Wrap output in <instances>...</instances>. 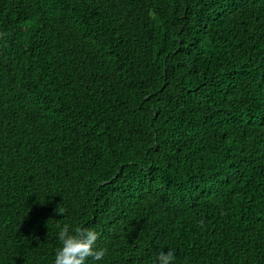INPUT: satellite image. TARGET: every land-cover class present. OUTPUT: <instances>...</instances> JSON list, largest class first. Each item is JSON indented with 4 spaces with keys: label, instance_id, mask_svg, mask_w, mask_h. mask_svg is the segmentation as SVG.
Masks as SVG:
<instances>
[{
    "label": "trees",
    "instance_id": "1",
    "mask_svg": "<svg viewBox=\"0 0 264 264\" xmlns=\"http://www.w3.org/2000/svg\"><path fill=\"white\" fill-rule=\"evenodd\" d=\"M66 225L264 264V0H0V264Z\"/></svg>",
    "mask_w": 264,
    "mask_h": 264
},
{
    "label": "clouds",
    "instance_id": "2",
    "mask_svg": "<svg viewBox=\"0 0 264 264\" xmlns=\"http://www.w3.org/2000/svg\"><path fill=\"white\" fill-rule=\"evenodd\" d=\"M60 247L56 250L53 264H99L106 250L98 245L99 233L94 229L69 226L58 232ZM176 255L173 249L161 251L155 264H175Z\"/></svg>",
    "mask_w": 264,
    "mask_h": 264
}]
</instances>
